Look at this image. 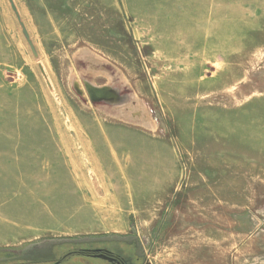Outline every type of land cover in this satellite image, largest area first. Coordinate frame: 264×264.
<instances>
[{
    "label": "rangeland",
    "instance_id": "374dc122",
    "mask_svg": "<svg viewBox=\"0 0 264 264\" xmlns=\"http://www.w3.org/2000/svg\"><path fill=\"white\" fill-rule=\"evenodd\" d=\"M14 1L40 57L0 0V264H264V0Z\"/></svg>",
    "mask_w": 264,
    "mask_h": 264
},
{
    "label": "water",
    "instance_id": "95a60500",
    "mask_svg": "<svg viewBox=\"0 0 264 264\" xmlns=\"http://www.w3.org/2000/svg\"><path fill=\"white\" fill-rule=\"evenodd\" d=\"M9 1V3H10V6H11V9H12V11L14 12V14H15V16H16V18H17V21H18V23H19V25H20V27H21V30H22V33H23V35H24V37H25V39H26V41H27V44L29 45V47H30V49H31V52H32V54H33V56H34V58L36 59V60H39V53H38V51H37V49H36V46H35V44H34V42H33V40H32V38H31V35H30V33H29V31H28V29H27V27H26V25H25V23H24V21H23V19H22V17H21V14H20V12H19V10H18V7H17V5H16V3H15V1L14 0H8ZM39 68H40V70H41V72H42V74L46 77V73H45V71H44V67L42 66V64H39ZM48 85L50 86V82H48ZM87 90H88V92L90 93V95L92 94V92H93V94L92 95H94L95 96V98L97 97H99V94L97 95L96 93L98 92V93H101V92H104V99H106V98H109V96L110 97H112V100H114V96L113 95H115V94H112V96H111V91L114 93V91H113V89L111 90L110 89V87H108V88H104V89H101V88H93V86L92 87H90V86H87ZM96 92V93H95ZM106 97V98H105ZM100 99V98H99ZM101 99H103V98H101ZM110 99V98H109ZM111 100V99H110ZM94 251H98V250H94ZM94 257H98V258H103V259H107V260H110V261H113V259L112 258H110V257H108V256H106V255H104V254H95V256ZM55 264H58V263H55Z\"/></svg>",
    "mask_w": 264,
    "mask_h": 264
},
{
    "label": "flooded vegetation",
    "instance_id": "af4514ba",
    "mask_svg": "<svg viewBox=\"0 0 264 264\" xmlns=\"http://www.w3.org/2000/svg\"><path fill=\"white\" fill-rule=\"evenodd\" d=\"M96 93V92H95ZM93 94V92H92ZM97 95L99 94L98 98H104V92L101 93H96ZM106 98V97H105ZM132 249L134 250V255L132 256H126V254L120 253V252H112V250L108 247H104L102 245H93V247H89L90 252H87V255L89 257H94L95 254H104L110 258L113 259V261L107 260L100 258L101 260L104 261L106 264H143V258L141 257L140 254L137 253V247L135 244H131ZM94 250H98L97 252ZM98 258V257H96ZM61 263V262H60Z\"/></svg>",
    "mask_w": 264,
    "mask_h": 264
},
{
    "label": "crops",
    "instance_id": "0c3cea01",
    "mask_svg": "<svg viewBox=\"0 0 264 264\" xmlns=\"http://www.w3.org/2000/svg\"><path fill=\"white\" fill-rule=\"evenodd\" d=\"M11 138V137H10ZM91 145H92V143H91ZM92 149H93V147H92ZM20 150V149H19ZM14 151H15V149H14ZM21 151V150H20ZM91 151H93V152H95V155L97 156L98 154L96 153V148L95 149H93V150H91ZM10 154H13V153H10ZM14 154L15 155H17V153L16 152H14ZM1 155H6V153H1V151H0V156ZM20 155V154H19ZM113 156V155H112ZM98 157V156H97ZM115 159V158H114ZM98 161H99V164H100V166H101V163H102V161L98 158ZM112 163V162H111ZM116 164H117V161L115 162ZM102 169V168H101ZM118 169V168H117ZM104 172V171H103ZM112 200H113V197H112ZM4 219H6V216L5 217H3V215L1 214L0 215V229L1 228H5L6 227V225L4 224V222L2 221V220H4ZM14 219L16 220L17 219V217L16 216H14ZM3 222V223H2ZM12 225V224H11ZM13 226V225H12ZM14 228V227H13ZM12 233H13V235H15L16 234V231H15V229L13 230L12 229ZM5 240H6V232H4V233H1V231H0V245H2L4 242H5Z\"/></svg>",
    "mask_w": 264,
    "mask_h": 264
},
{
    "label": "bare ground",
    "instance_id": "6f19581e",
    "mask_svg": "<svg viewBox=\"0 0 264 264\" xmlns=\"http://www.w3.org/2000/svg\"><path fill=\"white\" fill-rule=\"evenodd\" d=\"M84 54L85 55H83V56H87V57H94V55H92V53L90 52V51H85L84 52ZM111 96H112V93H111ZM110 97V96H109ZM107 99V98H106ZM115 102L116 101V99L115 100H110L109 98H108V100H107V102ZM139 106H141V107H143V109H144V111H145V113H147V114H150V112L148 111V109H147V107L146 106H144V104L140 101L139 102ZM140 107V108H141ZM120 116H122L123 118H126V116H130L131 114L130 113H126L125 111H124V109H122V111H121V113L119 114ZM145 116V115H144ZM149 121V120H148Z\"/></svg>",
    "mask_w": 264,
    "mask_h": 264
},
{
    "label": "trees",
    "instance_id": "16d2710c",
    "mask_svg": "<svg viewBox=\"0 0 264 264\" xmlns=\"http://www.w3.org/2000/svg\"><path fill=\"white\" fill-rule=\"evenodd\" d=\"M65 252H61L60 255H64ZM73 254H82L84 255L85 253H77V252H71V253H65V256L62 258H68L69 256L73 255ZM7 264H34V261H24V260H15V261H11V263H7Z\"/></svg>",
    "mask_w": 264,
    "mask_h": 264
}]
</instances>
